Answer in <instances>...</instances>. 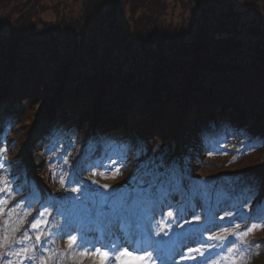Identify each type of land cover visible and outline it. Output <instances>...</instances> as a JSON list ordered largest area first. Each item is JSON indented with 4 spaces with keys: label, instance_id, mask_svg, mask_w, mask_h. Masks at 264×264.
<instances>
[{
    "label": "trees",
    "instance_id": "trees-1",
    "mask_svg": "<svg viewBox=\"0 0 264 264\" xmlns=\"http://www.w3.org/2000/svg\"><path fill=\"white\" fill-rule=\"evenodd\" d=\"M54 1L6 0L1 11L15 10L19 22L0 19L8 33L0 34V117L27 111L17 128L20 145L36 106L48 107L46 131L31 153L41 150L56 173L67 175L45 195L46 204L60 209L64 188L69 181L75 185L76 168L85 176L89 163L117 138L127 141L128 149L117 182L128 191L141 190L144 200L163 188H177L175 197L187 192L189 200L198 176L191 160L180 165L179 150L195 157L197 133L207 123L209 132L220 134L229 119L238 123L241 136L230 153L218 150L216 162L202 173L229 189L230 197L245 191L247 181H260L259 172L250 174L264 156V0H249L244 13L254 18L252 26L251 20L250 26L247 21L233 29L219 23L237 20L236 14L218 12L227 0ZM43 7L56 16L62 9L56 19L66 22L43 23L36 30L32 22L41 19ZM84 144L86 158L79 159ZM11 157L19 160L15 152ZM9 175L16 189L28 188L41 199L20 163L11 164Z\"/></svg>",
    "mask_w": 264,
    "mask_h": 264
},
{
    "label": "rangeland",
    "instance_id": "rangeland-1",
    "mask_svg": "<svg viewBox=\"0 0 264 264\" xmlns=\"http://www.w3.org/2000/svg\"><path fill=\"white\" fill-rule=\"evenodd\" d=\"M5 1L6 0H0V19L7 18L12 22H19L15 10H13L10 14V11L5 13L1 11L2 6L4 7L7 5ZM54 2L57 3V0ZM249 6V0H234L232 2L227 0L222 2V6L218 12L223 15L231 16L236 14L237 20L230 25L227 24L225 20H221L219 23L221 25L224 24V26H222L223 28L228 27L233 29L232 24L243 23L244 25L247 21L249 22L252 20V23L249 22V25L247 23L245 24L246 27L250 26V23L252 26L254 24V18L245 14L247 10L250 9ZM178 8H180V5H178ZM43 10H46V12L40 14L41 19L35 17L32 22L35 25L34 28H36V30L41 29V27L44 26L43 23L49 24L53 22L52 24H62L66 22L65 18L62 17L56 19L58 16L62 15V9L58 11V16H56L53 10H47L46 7H43L42 11ZM239 15L241 17H239ZM261 18L262 16H260L258 20H261ZM185 29H188V27ZM0 34L7 35L8 33L0 28ZM39 108L40 105L36 106L35 112H37ZM44 125L45 122L42 121L35 126L33 134L30 136L32 138L30 139L29 144L25 142L23 143L22 141V143L17 146L18 150L16 151H18L20 156L32 148L35 141L39 138L40 133L44 130ZM227 134L229 133L227 132ZM15 135L17 138V133ZM119 149L120 148L118 147V150ZM211 155H213V152L208 153V151H204V154H202V158L199 162L198 171L201 167L207 166L209 159L213 160ZM30 156V165L33 169H35L39 180L43 181L40 176L41 167L44 162L41 153L38 151L36 156H33V154ZM109 163L110 161L108 164ZM260 164H264V156L260 160ZM98 165H102V160ZM106 169L109 176L103 175V177H101V174H98L92 178L91 183L88 185V187L94 191V195L97 194L100 196L99 205L98 203L93 204V202L88 199H81L77 201L75 195L72 194L74 188L70 187L67 188L66 192H68V199H70L71 202L67 203L68 206L66 207V210L72 206H75V210H77L80 214L82 213V206L86 209H89L92 206H96L98 209L110 207L108 211L111 212L117 210L115 205L110 206L107 201L109 200L108 196L110 191L115 186L112 181L114 179H120V176L118 172H115V174L112 175L111 171H109V167H106ZM101 172L103 173V171ZM4 180H6V175ZM199 180L202 181L203 177ZM0 188L3 189L4 184H0ZM207 190L204 194H201V196L205 199L208 196ZM200 198L201 197H198V194H196L195 199H191V204H193L192 208L194 210H192L191 207L189 208L188 206H183L180 209L182 211L179 212L181 214H176L175 219L177 218L178 221L180 219L181 221L185 220L188 221V223L191 222L194 217V213L197 212L195 210H198L196 208H205V199ZM222 199L223 198H221V200ZM226 200L227 199H225V201ZM225 201L220 203L217 206L216 211L213 212V219H211L213 222H210V224L206 227L207 233H202L200 231L190 235V237L186 238L184 241L181 239L177 242L176 247L172 248L170 259L167 261H165L162 257L164 247L157 244V237H155L156 233L154 234L152 231L156 228L157 223L162 228H165L166 226V212L169 209L166 207L167 203H165L158 209L159 212L157 216L149 215L151 219L150 223H152L153 219H157L156 223L154 222L155 224L153 225L147 223V226L150 225L151 227L150 230H147V233L151 234V238L146 237L142 232H137L139 230H144L141 225L146 222L145 214L142 215L138 212L134 219L131 221H129V219L124 225L119 221L102 228H99L100 221H97L96 227L92 226L90 222H86V224L80 227L75 222L68 224L67 227H63V230L66 231L65 234L67 235L66 240L69 242L70 237L77 238L72 247H69V244L65 243V241L61 239V235L55 230L48 236L46 232H37L36 229V231L33 232V238L36 240L39 236L41 238L40 241L34 242L29 239L30 236L27 233L17 244H14L7 249L12 237V232L15 231L17 233L16 230H18L21 225L23 218L20 217L18 222L14 223H12L10 219L8 221L4 220L3 225H6L4 229L8 233L3 236V242L0 245V264H9V262H11V264H140V262L135 261L133 257L145 255L146 253H151V258L148 260V264H252L253 260L255 261V251L253 247L256 246V244L254 245L252 241L254 240L253 238H259L255 237L258 234L261 235V237H264V226L253 228L251 231L247 230L251 228L252 225H264V221H261L264 219V215H258L255 218H252V214L249 213V210H246L242 213L243 217L237 216V214L235 215V212L238 208L235 207V205L227 208V203H225ZM0 202H2L0 203V209L3 210L10 202V199L6 198L5 200L1 198ZM228 210H231V212L229 213ZM65 216H68V211L65 212ZM54 223L55 222L53 220L49 219L47 221L46 228H54ZM241 224L244 225L240 227ZM184 231L188 232L187 230ZM1 233L2 228L0 226V237ZM74 233H77V235H73ZM177 234L179 236V233ZM147 238L149 240V245L146 247L147 250H143L140 246L138 248L133 247L136 242L142 243L144 242L143 240ZM81 244H83L84 247H80L79 245ZM30 245H33V248ZM113 245L116 247L113 248ZM154 246H157V248L151 250ZM212 248L218 249L213 250ZM95 249H100L102 253L107 252L109 254V258L105 259L103 255H97ZM121 249H127L128 252L132 254L131 257L125 256L117 260L115 257L119 255V251ZM25 256L28 257V260L25 259ZM197 256H199V259L196 258ZM255 264H264V258H261Z\"/></svg>",
    "mask_w": 264,
    "mask_h": 264
},
{
    "label": "snow or ice",
    "instance_id": "snow-or-ice-1",
    "mask_svg": "<svg viewBox=\"0 0 264 264\" xmlns=\"http://www.w3.org/2000/svg\"><path fill=\"white\" fill-rule=\"evenodd\" d=\"M0 151H4V150H0ZM2 167H3V163L0 162V168H2ZM117 171H119V169H117ZM0 184H4V188H3V189H0V190H7V183H6V181L0 179ZM73 191H77V189H73ZM0 203H2V202H0ZM0 211H2V209H0ZM41 215H43V213H41ZM172 215H173L172 212H169V213H168V216H169V217H171ZM196 219L198 220L199 217H196ZM39 223H40V221H35V222L32 224V227H33V228H37L38 225H39ZM261 226H264V225H252L251 228H249L247 231H251L253 228L261 227ZM245 234H246V233H245ZM157 235H159V233H157ZM37 239L39 240V236L37 237ZM76 240H77L76 237H70V238H69V247H72V246L75 244ZM79 246H80V247H84L83 244H81V245H79ZM112 247L115 248L116 246L113 245ZM230 250H231V249H230ZM25 251H26V250H25ZM95 252H96L97 255H103L105 259H108V258H109V254H108L107 252L102 253L100 249H95ZM131 255H132V254H131L130 252H128L127 249H121V250L119 251V255L116 256L115 258H116L117 260H119V259H121V258H123V257H125V256H129V257H131ZM150 258H151V253H146L145 255H138V256H136V257H133V259H134L135 261H137V262H140V264H148V260H149ZM9 264H11V262H9Z\"/></svg>",
    "mask_w": 264,
    "mask_h": 264
}]
</instances>
